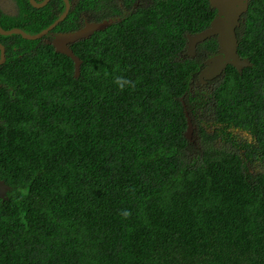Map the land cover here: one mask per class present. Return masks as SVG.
<instances>
[{"label": "trees", "instance_id": "trees-1", "mask_svg": "<svg viewBox=\"0 0 264 264\" xmlns=\"http://www.w3.org/2000/svg\"><path fill=\"white\" fill-rule=\"evenodd\" d=\"M0 25L36 33L64 9L15 0ZM131 8L133 0H122ZM95 8L89 13L87 6ZM79 0L52 30L121 20L71 44L0 34V264H264V0H250L237 52L209 99L190 85L217 52L208 0ZM182 100L195 124L188 140ZM201 109L200 117L198 109Z\"/></svg>", "mask_w": 264, "mask_h": 264}, {"label": "water", "instance_id": "water-1", "mask_svg": "<svg viewBox=\"0 0 264 264\" xmlns=\"http://www.w3.org/2000/svg\"><path fill=\"white\" fill-rule=\"evenodd\" d=\"M50 0H29V3L36 8L43 7ZM210 5L217 10L216 15L210 21V24L200 31L186 34V50L185 54L193 57L196 54L197 44L205 39L215 36L218 43L217 52L208 56L203 61V67L199 70L197 80L205 83L207 80L218 76L227 65H233L238 71L242 68L250 66L252 62L248 57H242L237 52L238 38L236 34V27L240 25L242 13L246 12L250 0H208ZM65 7L58 17L50 23L47 27L39 32L30 33L21 27L4 28L0 25V34L11 35L18 34L25 39H38L44 35L51 34L52 39H47V43H51L55 51L68 56L74 65V77L78 78L80 75L82 60L76 55L70 44L81 39H86L95 31L102 30L110 24L120 20V17H110L100 21H85V23L74 30L70 31H56L52 30L61 22L68 14L70 3L69 0H64ZM49 40V41H48ZM6 60L5 45L0 42V64ZM184 114L186 116V129L184 135L188 140L193 139L194 125L191 116L187 110L186 103L182 100ZM10 186L0 179V197L7 198L6 192Z\"/></svg>", "mask_w": 264, "mask_h": 264}, {"label": "flooded vegetation", "instance_id": "flooded-vegetation-1", "mask_svg": "<svg viewBox=\"0 0 264 264\" xmlns=\"http://www.w3.org/2000/svg\"><path fill=\"white\" fill-rule=\"evenodd\" d=\"M63 1V3H64V7H65V2H64V0H62ZM78 2L79 0H69V3H70V8H71V6L75 3V2ZM139 3H140V0H133L132 1V4H131V8L129 9V8H127L125 5H123L124 3H123V1L122 0H118V9L122 12V13H125V14H128V13H130L133 9H136L138 6H139ZM69 8V9H70ZM95 8V6L94 5H88L87 6V12L89 13L91 10H93ZM0 10L3 12V13H5L6 15H10V16H15V15H17L18 16V14H19V12H18V10H17V4H16V1L15 0H0ZM216 13H217V10H216ZM244 13V12H243ZM242 13V14H243ZM83 19V24L85 23V21H95V20H90L89 19V17H86L85 16V14H83V17H82ZM22 29H24V28H22ZM25 30V29H24ZM26 31V30H25ZM49 37L51 36V35H48ZM44 38H43V41L46 43V40L47 39H49L48 37H47V35L46 36H43ZM50 39H51V37H50ZM198 45V44H197ZM186 50V49H185ZM196 52H197V50H196ZM183 54L184 55H186L185 54V51L183 52ZM196 55V54H195ZM194 55V56H195ZM188 56V55H187ZM193 56V57H194ZM204 61V60H203ZM199 73V72H198ZM198 73H197V76H198ZM190 91H192L190 94H191V96H193V99H192V101H191V103L193 104V105H195L196 104V101L197 100H200L201 101V99L202 98H204L205 100H207V99H209V96H210V93H211V83H210V81H208L207 83H204V84H202L201 82H199L198 80H197V77H196V79H194L193 81H192V84L190 85ZM201 109L199 108L198 109V116L200 117V113H201ZM191 119H192V117H191ZM193 122V121H192ZM193 125H194V131H193V139L192 140H194L195 138H196V130H195V124L193 123ZM192 140H190V141H192Z\"/></svg>", "mask_w": 264, "mask_h": 264}, {"label": "clouds", "instance_id": "clouds-1", "mask_svg": "<svg viewBox=\"0 0 264 264\" xmlns=\"http://www.w3.org/2000/svg\"><path fill=\"white\" fill-rule=\"evenodd\" d=\"M210 4V3H209ZM212 7V6H211ZM110 17H112V16H108V17H106V18H110ZM116 17H120V16H116ZM106 18H104V19H106ZM242 19V18H241ZM120 20H121V18H120ZM119 20V21H120ZM96 21V20H95ZM100 21V20H99ZM241 21V20H240ZM115 23V22H114ZM237 28V27H236ZM48 35H51V34H47V37L49 38V40H51L52 39V35L50 36L51 37V39H50V37L48 36ZM44 36H46V35H44ZM238 38V37H237ZM47 43V42H46ZM74 43V42H73ZM51 44V43H50ZM72 44V43H71ZM71 44H70V47H71ZM238 47V46H237ZM60 53V52H59ZM63 54V53H62ZM65 55V54H64ZM184 55V54H183ZM79 57V56H78ZM82 60V59H81ZM253 65V63L250 65V66H252ZM74 66V65H73ZM246 67H249V66H246ZM245 68V67H244ZM243 69V68H242ZM81 70V69H80ZM242 71V70H241ZM240 71V72H241ZM74 72V71H73ZM74 75V74H73Z\"/></svg>", "mask_w": 264, "mask_h": 264}, {"label": "rangeland", "instance_id": "rangeland-1", "mask_svg": "<svg viewBox=\"0 0 264 264\" xmlns=\"http://www.w3.org/2000/svg\"><path fill=\"white\" fill-rule=\"evenodd\" d=\"M196 53H197V52H196ZM207 82H208V81L206 80L205 83H207ZM202 84H204V83H202Z\"/></svg>", "mask_w": 264, "mask_h": 264}, {"label": "bare ground", "instance_id": "bare-ground-1", "mask_svg": "<svg viewBox=\"0 0 264 264\" xmlns=\"http://www.w3.org/2000/svg\"><path fill=\"white\" fill-rule=\"evenodd\" d=\"M49 41V40H48Z\"/></svg>", "mask_w": 264, "mask_h": 264}]
</instances>
